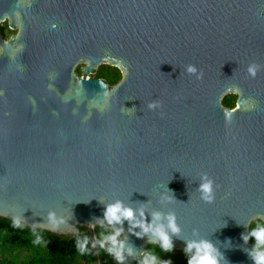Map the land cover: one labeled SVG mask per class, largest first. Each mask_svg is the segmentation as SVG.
<instances>
[{
	"label": "water",
	"instance_id": "95a60500",
	"mask_svg": "<svg viewBox=\"0 0 264 264\" xmlns=\"http://www.w3.org/2000/svg\"><path fill=\"white\" fill-rule=\"evenodd\" d=\"M4 21L16 33L0 38V217L67 241L79 227L122 229V264L160 246L156 228L174 250L209 241L218 264H254L264 0H0ZM101 65L116 84L92 77ZM117 202L132 221L107 222Z\"/></svg>",
	"mask_w": 264,
	"mask_h": 264
},
{
	"label": "trees",
	"instance_id": "16d2710c",
	"mask_svg": "<svg viewBox=\"0 0 264 264\" xmlns=\"http://www.w3.org/2000/svg\"><path fill=\"white\" fill-rule=\"evenodd\" d=\"M75 72L79 73L77 70ZM93 77L102 78L108 85H114L119 81L120 74L115 68L101 65ZM234 99V96L226 95L221 104L231 109ZM258 226L263 227L260 221H252L247 233L249 242L255 245L251 232ZM92 230L90 233L89 228L79 227L77 235L67 241V235H56L20 224L14 226L12 221L0 217V264H119L115 256L107 251L113 245L106 238L115 236L116 232L100 225L92 227ZM150 247H145L134 264H142L145 257L151 255L157 257V264L166 260H171L172 264H187L189 256L181 251L172 249L166 253L158 245Z\"/></svg>",
	"mask_w": 264,
	"mask_h": 264
},
{
	"label": "clouds",
	"instance_id": "9594fccd",
	"mask_svg": "<svg viewBox=\"0 0 264 264\" xmlns=\"http://www.w3.org/2000/svg\"><path fill=\"white\" fill-rule=\"evenodd\" d=\"M191 68V66H190ZM251 75L253 78H255V72L252 71ZM236 90V89H235ZM238 91V90H237ZM3 95V92H0V96ZM157 102H153L155 104ZM247 103V101L245 102ZM201 191L205 193L203 196V199H205L208 202H211V195L209 193L211 192V186L210 184L202 185ZM105 219L109 224L115 223H121L122 218L127 219L129 221H132L134 219V212L130 208H123V206L117 202L115 205H109L105 208ZM12 224L14 226H18V221H12ZM132 228L135 227H141L142 231L145 235H147L150 231H152V226L150 224H132ZM169 228L171 230V233L173 235L178 234L179 229L175 225V218L170 217L169 218ZM122 229L117 231L115 236L107 237L106 239L111 241V244L113 247H110L107 249L109 254H112L114 252L115 259L117 261H120L122 264L123 256L121 255V252L115 249V246L117 245L116 236H119ZM138 238L140 236L139 233H133ZM153 235L156 237V239L160 242V247L163 249L164 252L170 253L172 250V241L170 239V236L167 232L161 230L160 228H156L153 231ZM251 236L255 238L256 245L254 248L253 253H250L254 264H264V251L259 250L262 245H264V227L258 226L257 228L253 229L251 232ZM247 240V237L244 238ZM150 248H154V244L150 242ZM83 246L81 245V248ZM101 247H103V244H101ZM122 248L123 245H120ZM195 249V254L191 255L187 258V264H218L219 258L221 257V254L217 249L214 248V246L209 241H200V242H186L185 247V255L187 256L188 253L192 252V250ZM129 254H131V250L129 249ZM142 264H157V257L155 255H151L148 257H145ZM160 264H172L171 260H166L160 262Z\"/></svg>",
	"mask_w": 264,
	"mask_h": 264
},
{
	"label": "flooded vegetation",
	"instance_id": "af4514ba",
	"mask_svg": "<svg viewBox=\"0 0 264 264\" xmlns=\"http://www.w3.org/2000/svg\"><path fill=\"white\" fill-rule=\"evenodd\" d=\"M16 31H13V30H10L8 29L7 25H6V22H2L0 23V38L3 39V40H7L9 37L15 35ZM79 66L76 67L75 71H79V73H76V74H80V70H79ZM97 70V69H96ZM95 74V73H94ZM93 74V75H94ZM92 75V77H93ZM95 78V77H93ZM95 79H102V78H95ZM103 80V79H102ZM234 106V105H233Z\"/></svg>",
	"mask_w": 264,
	"mask_h": 264
},
{
	"label": "rangeland",
	"instance_id": "374dc122",
	"mask_svg": "<svg viewBox=\"0 0 264 264\" xmlns=\"http://www.w3.org/2000/svg\"><path fill=\"white\" fill-rule=\"evenodd\" d=\"M99 67H100V66H99ZM99 67H98V68H99ZM98 68H97V69H98ZM92 231H93L92 228H89V232L92 233Z\"/></svg>",
	"mask_w": 264,
	"mask_h": 264
}]
</instances>
